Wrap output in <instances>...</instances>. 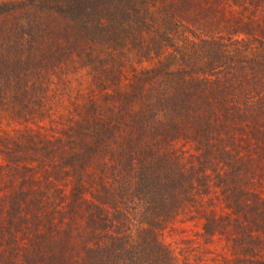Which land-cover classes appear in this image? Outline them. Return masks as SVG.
Returning a JSON list of instances; mask_svg holds the SVG:
<instances>
[{"label":"trees","instance_id":"trees-1","mask_svg":"<svg viewBox=\"0 0 264 264\" xmlns=\"http://www.w3.org/2000/svg\"><path fill=\"white\" fill-rule=\"evenodd\" d=\"M0 16L2 264H220L197 234L162 240L181 223L264 264V0H18ZM56 66V88L37 86ZM71 70L97 90L72 95Z\"/></svg>","mask_w":264,"mask_h":264},{"label":"rangeland","instance_id":"rangeland-1","mask_svg":"<svg viewBox=\"0 0 264 264\" xmlns=\"http://www.w3.org/2000/svg\"><path fill=\"white\" fill-rule=\"evenodd\" d=\"M15 1H18V0H0V3H2V2H15ZM4 19H5L4 17L0 16V23ZM53 64L56 65V63L54 61H53ZM143 65H146V63ZM50 69L53 70L54 68H50ZM55 69L57 71L55 73L51 74L50 78L52 80L50 79L49 84H48L44 79H42V75L45 73L44 68H43L40 71L41 78L38 77V79H37V86H40L41 89H44V87H45L48 90H50L51 87L56 88V86L52 85L53 82H55L57 80L58 76H60L62 74H66V72H64L58 66H56ZM73 72H75V73H73ZM69 74L71 75L69 77L71 84L67 85L66 90H69L72 93V95L76 94L77 90H83L84 92H86L87 90H97V88L93 84V81L91 80L92 74L89 70H87V71H85V70H80V71L71 70V72ZM65 85H66L65 83H61V81H59L57 83V89L58 90H64ZM78 99L79 98H77V100ZM70 107H71V105L67 101V97H64L62 104L54 106L55 112H54L53 116L55 118H57V116L60 114L65 115L67 112V108H70ZM45 124L46 125L48 124L47 121L45 122ZM0 126L4 127L5 125L0 124ZM7 181H8V179L6 180V182ZM8 186H9V184H8ZM66 188L68 190V186H66ZM262 193H264V189L262 190ZM22 221L25 222L26 219L22 218ZM181 226L185 229V232H183L184 234H182L181 232H180V235L175 234L174 232L172 234H170V232H168L166 230L163 233L162 240L167 244H171V245L173 244L174 245L176 241L177 242L180 241L181 236L186 235V236H192V238H195L194 235L197 234L196 235V238H197L196 241L199 242L200 245H204L207 248H209L210 251L211 250L213 251V252H208V250H207V251L203 252L207 257L214 259L215 262H219L220 264H235L236 262H238V264H240V262L237 261V259H235V256H236L238 251H236L232 248H229L230 241L226 240V243H224L223 240H221L220 242L218 240H215L213 243L204 244L203 238L200 237V235H198L201 233V227L200 226H195L194 223H181ZM26 234L31 236L34 234V232L32 233L31 231H29ZM18 236H19V238L23 239L21 242H23V244H24V242H26V240H27V239H25L26 235L18 234ZM54 236L59 237L60 234H56ZM261 239L262 240L259 241L260 245L258 248H255V251L258 252V255L260 256V258H262V260L264 262V234H261ZM7 242H8V239H5V242L3 243L5 248H6ZM25 244H27V243H25ZM20 248L23 249V246H21ZM31 249H32V247H31ZM3 252H4V248L1 247L0 253H3ZM198 252H201V250H199ZM225 258H228L230 261H228L226 263V261H224ZM209 262H210V264H213L214 261L210 260ZM0 264H2L1 260H0Z\"/></svg>","mask_w":264,"mask_h":264}]
</instances>
